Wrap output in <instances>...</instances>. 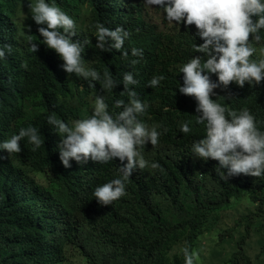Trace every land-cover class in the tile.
Returning <instances> with one entry per match:
<instances>
[{
	"label": "clouds",
	"instance_id": "clouds-1",
	"mask_svg": "<svg viewBox=\"0 0 264 264\" xmlns=\"http://www.w3.org/2000/svg\"><path fill=\"white\" fill-rule=\"evenodd\" d=\"M16 3L15 37L0 47V59L11 56L15 65L3 80L7 88L5 99L11 104L0 108V206L22 211L35 207L47 223L27 237L29 259L21 264H34L39 251L57 264H89L85 257L61 255L62 233L69 239L75 216L60 189L70 199L88 193L91 202L109 206L125 198L139 197L142 189L159 191L142 180L147 162L139 152L158 144L160 132L138 119L148 107L135 90L137 80L132 73L123 76L128 99L116 100L121 109L115 116L108 111L102 95L87 97L88 116L69 125L55 114L47 123L56 129L40 134L37 127H20L36 109L24 101L22 88L28 83L38 64L52 63L59 75L69 74L102 90L117 87L108 72L101 74L84 64L85 25L71 18L50 0H9ZM102 15L112 20L128 10L171 39L172 56L169 67L172 103L163 110L169 117L185 122L181 131H192L189 123L199 126L203 138L192 146L193 156L209 171L223 172L222 180L240 181L243 175L261 177L264 174V0H109ZM103 0H100V4ZM82 8H87L84 4ZM81 8V10H82ZM153 13V17L149 16ZM155 17H157L155 19ZM95 47L100 52H121L130 33L122 27L114 30L96 24ZM133 56L143 57L142 49H132ZM133 64L138 63L134 60ZM165 77L153 76L149 88H156ZM167 132V129H164ZM54 136L51 145L44 136ZM43 144L45 151L55 156L60 181L47 169L23 164L10 165L7 156L23 149L36 151ZM210 166H207V165ZM153 169L158 163H152ZM150 168V167H149ZM139 170V176L133 175ZM104 173L113 178L98 181ZM135 186V187H134ZM59 187V188H58ZM134 187V188H133ZM211 187L205 183L204 190ZM92 204V203H91ZM98 208V207H95ZM102 209V208H98ZM182 246H173L170 254H178ZM252 248L256 250L254 240ZM185 264H195L198 252L183 249ZM212 254V253H211ZM254 252H252V255ZM205 262L208 258L204 257ZM211 257L208 264H214Z\"/></svg>",
	"mask_w": 264,
	"mask_h": 264
},
{
	"label": "trees",
	"instance_id": "trees-1",
	"mask_svg": "<svg viewBox=\"0 0 264 264\" xmlns=\"http://www.w3.org/2000/svg\"><path fill=\"white\" fill-rule=\"evenodd\" d=\"M63 8L67 14L85 25V38L90 43L85 45V66L98 71L101 76L108 72L116 81L117 87L102 90L100 81H92L95 86L80 81L77 76L59 75L52 63L38 64L30 78L28 88H22L26 96L24 101L36 109V113L27 118L20 127H37L40 134L51 130L58 136L54 126L47 123V118L55 114L58 119L71 124L90 113L87 97L93 99L102 95L108 104V111L115 116L121 109L115 107L116 100L128 99L121 95L124 91L123 76L132 73L137 80V96L148 105L145 113L138 117L148 127H156L161 133L158 144L147 148L140 155L147 162L143 168L142 180L159 191L142 189L136 198H125L109 206H101L96 200L91 202L88 193L76 195L70 199L64 189H60L62 199L69 209L83 220L72 222V233L68 239L62 233L61 255L85 257L89 264H185L183 249L198 252L196 261H204L201 256L205 236L208 232H217L210 249L214 264H264V174L261 177L243 175L240 181L221 179L223 172L212 168L209 171L200 164L192 152L193 144L203 138L199 126L189 123L192 131H181L185 123L180 118L169 117L163 110L167 103H172L169 82V67L172 56L171 37L157 32L156 28L132 14L117 19L103 17L109 0H50ZM87 4V8H82ZM16 3L0 0V47L15 37L14 13ZM82 8V10H81ZM114 30L122 27L131 35L125 41V58L121 52H100L95 47L96 24ZM142 49L143 57L133 56L132 49ZM136 60L138 63L133 64ZM15 65L11 56L0 59V78L4 79ZM163 75L165 79L156 88H149L148 82L153 76ZM7 88L0 80V108L11 104L5 99ZM167 129V132H164ZM59 137V136H58ZM45 144L51 145L54 136L46 134ZM43 144L36 151L23 149L20 153L7 156L10 165L34 166L47 169L61 180L55 156L45 151ZM152 163L159 167L153 169ZM207 165V164H206ZM210 166V165H207ZM150 167V168H149ZM139 170L133 177L139 176ZM114 174L99 175L98 181L113 178ZM211 187L204 190L205 183ZM135 187V186H134ZM133 187V188H134ZM92 203V204H91ZM242 210L237 208L240 205ZM102 209H98V208ZM233 210L238 217L230 228L215 229L213 223L219 215ZM47 223L33 206L12 210L0 206V264H21L29 259L27 237L38 230H46ZM221 231V232H219ZM256 250L252 248V241ZM182 246L180 253L170 254L174 245ZM229 249V251H228ZM252 252L254 254L252 255ZM78 258V257H77ZM80 261V258H78ZM34 264H57L37 251Z\"/></svg>",
	"mask_w": 264,
	"mask_h": 264
},
{
	"label": "rangeland",
	"instance_id": "rangeland-1",
	"mask_svg": "<svg viewBox=\"0 0 264 264\" xmlns=\"http://www.w3.org/2000/svg\"><path fill=\"white\" fill-rule=\"evenodd\" d=\"M149 16L153 17V13H150ZM157 17H155L156 19ZM244 204L243 205H240L237 207L239 208V210H242V208L244 207ZM243 211V210H242ZM242 211L240 213H242ZM240 213L237 215L235 211L233 210H227L225 212H222L220 215H219V219L216 223H213L214 228L215 229H222L221 231H223L224 229L226 228H230L234 225V220L236 217H238L240 215ZM219 231V232H221ZM217 234V232H214L212 231L211 233L208 234V232L206 234H204L205 236V243H203V249L201 251V256L202 257H206L210 258L211 254H210V249L213 247V240L215 239V235ZM229 251V249H228ZM208 260L205 262H202V261H196V264H208ZM69 264H78L74 259H71Z\"/></svg>",
	"mask_w": 264,
	"mask_h": 264
}]
</instances>
